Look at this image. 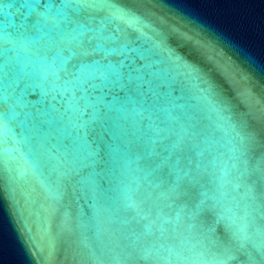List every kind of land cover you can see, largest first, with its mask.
I'll return each mask as SVG.
<instances>
[{"label":"water","instance_id":"water-1","mask_svg":"<svg viewBox=\"0 0 264 264\" xmlns=\"http://www.w3.org/2000/svg\"><path fill=\"white\" fill-rule=\"evenodd\" d=\"M114 3L152 85L86 137L52 103L42 43L11 53L20 72L7 104L0 86V264H260L264 221L242 212V235L229 220L188 231L181 215L191 259L145 261L126 248L153 231L142 218L152 180L142 145L168 132L192 139L210 178L227 169L229 188L240 183L232 164L250 169L264 157V0Z\"/></svg>","mask_w":264,"mask_h":264},{"label":"snow or ice","instance_id":"snow-or-ice-1","mask_svg":"<svg viewBox=\"0 0 264 264\" xmlns=\"http://www.w3.org/2000/svg\"><path fill=\"white\" fill-rule=\"evenodd\" d=\"M117 13L114 0H0L4 103L11 99V82L20 72L11 53L26 41H40L48 53L52 103L77 135L86 137L97 122L106 123L117 104L124 108L143 98L152 85L149 66L139 62L130 36L115 23ZM196 148L192 139L171 132L141 146L144 168L152 177L149 189L140 193L142 218L151 220L153 231L148 240L126 248L129 257L191 259L185 255L192 249L181 231V215L188 231L199 228L202 234L213 223L229 220L234 234L242 235L236 224L241 212L246 219L264 221V157L250 169L247 161L232 164L240 183L229 188L227 169L210 178L205 162L195 156ZM81 165L88 167L87 157ZM259 254L264 264V248ZM248 259L255 257L249 254Z\"/></svg>","mask_w":264,"mask_h":264}]
</instances>
